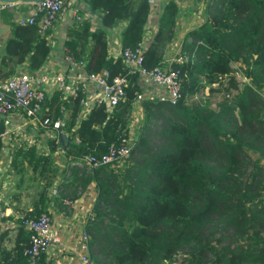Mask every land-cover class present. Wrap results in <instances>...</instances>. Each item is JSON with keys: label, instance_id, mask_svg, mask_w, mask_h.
Returning a JSON list of instances; mask_svg holds the SVG:
<instances>
[{"label": "trees", "instance_id": "obj_1", "mask_svg": "<svg viewBox=\"0 0 264 264\" xmlns=\"http://www.w3.org/2000/svg\"><path fill=\"white\" fill-rule=\"evenodd\" d=\"M196 1L204 4L201 21L182 39L185 58L169 64L180 81L177 102L140 100L145 124L122 170L67 164L64 186L84 188L93 181L98 191L85 224L91 264H264V98L258 92L264 87V0ZM83 2L97 13L98 24L93 29L88 19L69 24L64 50L83 60L86 71L106 69L109 79L126 75L127 83L109 111L94 104L79 119L80 91L67 99L54 92L45 102L44 113L63 120L69 135L64 153L72 160L100 157L126 134L132 100L142 87L136 72L126 73L121 56L107 54L106 30L124 19L120 49H133L150 10L148 0ZM178 13L176 0L163 1L141 51L146 68L160 62ZM10 25L4 57L14 55L15 62L36 69L50 49L47 31L40 34L36 23L26 21ZM232 63L239 64L238 76ZM2 132L0 122V145ZM44 142L46 150L19 146L11 156V164L23 168V163L35 182L34 201L22 218L44 211L57 175L53 151L59 142L54 137ZM18 233L11 250L0 249L3 264H48L43 253L33 260L22 253L29 231L20 223Z\"/></svg>", "mask_w": 264, "mask_h": 264}, {"label": "crops", "instance_id": "obj_2", "mask_svg": "<svg viewBox=\"0 0 264 264\" xmlns=\"http://www.w3.org/2000/svg\"><path fill=\"white\" fill-rule=\"evenodd\" d=\"M148 1L150 10L141 37L143 48L147 45L153 31L155 30L156 19L161 11V6L164 0ZM176 2L179 7V13L175 21L172 37L166 44L160 58V64H167L169 58L177 53L178 48L181 47L185 33L189 29L198 25L203 16H200L199 10L196 11L200 1L179 0L178 2V0H176ZM64 4L63 13L57 18L45 35L46 40L50 45V49L46 58L38 67L44 64L46 65V69L53 71L60 70L64 67L62 59V43L65 38V29L73 21L88 19L91 29L95 28L98 24L99 17L97 13L91 12L83 0H65ZM30 9V5L26 1H18L13 7L8 8L12 15H9L4 10L0 11V74L1 72L8 70H11V73H15L27 69L25 61L15 62L14 55H12L10 59L4 57V40L10 36V24L12 21L18 22L19 16L26 17L30 13ZM125 23L124 19L119 20L106 30V48L107 54L110 56L115 57L119 54V34ZM1 77L3 78L4 76L0 75V78ZM139 81L142 90H145L146 93H153L154 90L157 89L144 76H139ZM132 107L126 124L129 127V130L131 129L130 124L131 120H133V112L143 110L141 104ZM22 116L23 115L21 114L15 115L19 120H14L8 131L3 126V132L1 134L0 249L5 250H11L15 246L16 241L20 236L18 233L20 219L30 211L35 197V182L29 177L28 168L25 167L23 163L21 165L23 168L17 164L12 165V153L16 147H26L27 145H35L38 150H46L44 139L46 136H49V130L40 126L34 127L33 125L23 124L21 127L20 124L24 123V118ZM28 128L32 130L31 134H29V132L26 133ZM9 135H20L21 138L19 140L21 142H18L15 147L13 145L9 147L7 144ZM42 135H45L44 138H39V136ZM53 158L54 163L57 166V175L48 188L43 209L50 215L51 228L58 239L50 244L49 250L46 253H43L44 258L48 261V264H80L78 261L81 253L80 230L82 228L85 229L86 221L92 215L91 210L93 209V204L96 200L98 191L95 188V183H93V181L84 188H81L80 185H75L74 183L69 186H64V183L68 182L67 179H64L67 176V164L77 163L70 158H66L65 153L60 152L57 147L53 151ZM126 161L127 160L115 163L114 165H109L113 167L118 166V168L121 169L125 166ZM61 182L62 184H60ZM19 244H21V242H19ZM26 244L27 241L25 245ZM0 264H3L1 260Z\"/></svg>", "mask_w": 264, "mask_h": 264}, {"label": "built area", "instance_id": "obj_3", "mask_svg": "<svg viewBox=\"0 0 264 264\" xmlns=\"http://www.w3.org/2000/svg\"><path fill=\"white\" fill-rule=\"evenodd\" d=\"M18 1L0 0V11L4 8L13 7ZM30 5V13L26 16H19L18 22L36 23L37 31L45 34L57 18L64 11L65 0H34L26 1ZM179 47V46H178ZM142 42L133 48L119 49V56L126 67V73L136 72L150 81L156 90L154 92H137L132 100V106L140 104L143 98L174 104L180 96V81L177 70L169 64L181 62L185 56L177 53L170 57L167 64L160 62L146 68L142 65ZM62 59L64 67L60 70H48L46 65H41L35 70L23 69L0 78V122L7 129L11 128L14 120H19L15 115H23V124L40 126L49 130V136L57 141V133L67 132L63 129V120L59 117L50 119L44 113L47 109L43 106L47 100L56 92L59 99H67L75 96L80 91L83 96L79 98V118L87 115L91 106L103 104L106 111L123 97V86L127 83L126 75H114L108 78L106 69L100 71H86L84 61L74 59L72 55L64 50ZM238 75V73L234 72ZM244 78V77H243ZM137 104V105H136ZM62 109V105L59 106ZM16 124V123H15ZM77 124V123H76ZM126 134H122L117 144H109L107 151L100 157L93 155H82L73 158L75 163L86 167H93L100 164L119 163L126 160L129 152L135 144L131 129L127 126ZM124 128H121V132ZM68 135V132H67ZM75 137V136H74ZM69 139V135H68ZM65 145H58L57 149L64 152ZM50 215L42 211L36 216H26L20 220L22 226L29 231L26 246L22 253L33 260L42 253L49 250L52 242L58 238L53 232L50 224ZM80 264H91L88 255L87 233L84 228L80 230Z\"/></svg>", "mask_w": 264, "mask_h": 264}, {"label": "rangeland", "instance_id": "obj_4", "mask_svg": "<svg viewBox=\"0 0 264 264\" xmlns=\"http://www.w3.org/2000/svg\"><path fill=\"white\" fill-rule=\"evenodd\" d=\"M191 1V0H190ZM178 2H179V0H178ZM188 4V3H187ZM203 2H201L200 1V4H199V6H198V8L197 7H195V8H197L196 9V11H201V9L203 10ZM202 15V14H201ZM200 15V16H201ZM238 63H232L231 64V72H236V73H238L239 71H238ZM238 76V75H237ZM239 80H247V79H245V78H243V77H240L239 78ZM258 92H259V94L260 95H262L263 96V98H264V87H261L260 89H258ZM207 94V89L205 88L204 89V92H203V95H206ZM213 95V94H212ZM211 95H209V97H210ZM219 95H216V97L215 98H211V104L212 105H214V103L219 99ZM142 111V112H141ZM140 112H141V114H140ZM134 114H133V116H132V119L133 120H131V124H130V126H131V129H132V135L134 136V138H135V141L139 138V136L141 135V133H142V124L144 123V112H143V110H140V111H134L133 112ZM157 123H159V121H157ZM145 124V123H144ZM155 129V128H154ZM27 132H29V134H31V132H32V130H30L29 128L26 130V133ZM46 133V132H45ZM44 136L45 135H42V136H39V138H44ZM21 137H20V135H9V137H8V140H7V144H8V146L10 147L11 145H13L14 147L16 146V144L18 143V142H21L19 139H20ZM128 159V156L126 157V160ZM123 169V167L120 169V170H122ZM119 171V170H118Z\"/></svg>", "mask_w": 264, "mask_h": 264}, {"label": "water", "instance_id": "obj_5", "mask_svg": "<svg viewBox=\"0 0 264 264\" xmlns=\"http://www.w3.org/2000/svg\"><path fill=\"white\" fill-rule=\"evenodd\" d=\"M7 1H34V0H7ZM57 139L59 141V143L61 145H66V143L68 142V135H67V132H61L59 131L57 133Z\"/></svg>", "mask_w": 264, "mask_h": 264}]
</instances>
